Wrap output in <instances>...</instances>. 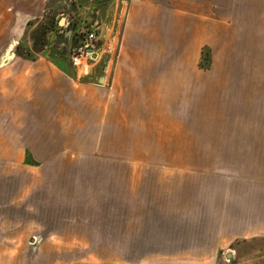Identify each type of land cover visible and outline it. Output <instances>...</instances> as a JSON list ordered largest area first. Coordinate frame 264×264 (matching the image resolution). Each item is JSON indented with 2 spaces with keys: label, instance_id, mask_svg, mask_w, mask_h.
I'll use <instances>...</instances> for the list:
<instances>
[{
  "label": "crops",
  "instance_id": "1",
  "mask_svg": "<svg viewBox=\"0 0 264 264\" xmlns=\"http://www.w3.org/2000/svg\"><path fill=\"white\" fill-rule=\"evenodd\" d=\"M117 1L127 4V39L165 37L171 52H194L201 60L206 50L205 68L219 62L237 69L231 80L245 83V89L238 95L236 88L237 95H230L228 142L188 146L191 156L126 155V129L119 118L125 116L122 99L103 95L97 104L100 115L115 114L119 120L102 123L96 128L100 141L91 139L90 150L86 145L87 150L78 151L76 136L62 134L60 95H0V122L5 116L0 179L6 183L0 195L13 201L4 208L21 212L22 232L38 228L35 248L48 264L54 258L60 264L91 255L109 259L104 254L112 245L117 259L136 264L213 263L238 238L264 237V0ZM56 10L50 0H0L1 35L12 33L22 18L27 21L25 35L43 19L44 24L56 23L53 30L77 23L70 15L61 24L62 14ZM116 15L112 10L109 17L114 20ZM112 30L105 42H113ZM18 44L33 55L28 60L46 47ZM31 44L35 46V39ZM145 46L148 52L163 50L157 43ZM110 61L104 55L101 63ZM50 62L60 68L64 59ZM99 145L110 150L91 154ZM206 163H228V172L206 171L200 166ZM33 212L38 222L30 226ZM27 253L21 251V258Z\"/></svg>",
  "mask_w": 264,
  "mask_h": 264
},
{
  "label": "rangeland",
  "instance_id": "2",
  "mask_svg": "<svg viewBox=\"0 0 264 264\" xmlns=\"http://www.w3.org/2000/svg\"><path fill=\"white\" fill-rule=\"evenodd\" d=\"M50 4L57 9V13L62 14V19L68 20V16L74 15L77 23L73 20L71 28L51 29V37L44 51L35 60L16 55L14 49L18 42L29 49L41 47L37 44L41 33L38 27L45 23L44 19L38 26L30 25L26 35L23 34L27 22L24 18L16 20L12 33H8V29V34L2 36L0 32V95H60L62 134L72 138L76 136L78 151L90 150L91 139L94 143L100 141L101 132H97L96 128H100L102 123H117L119 118L126 129V155H161L168 152L171 155L191 156L193 154L188 146L228 142L230 95H237L238 92L241 95L245 89V83L237 85L231 80L237 69L218 66L219 62L216 66L205 68L200 64L205 61L202 55L200 60L195 59L194 52L166 50L169 43L165 37L130 36L127 39L124 35L125 1L50 0ZM107 8L108 16L105 15ZM112 10L117 13L114 20L109 17ZM110 25L114 29L111 33L114 36L112 43L104 40ZM87 32L97 36L101 54L97 59L88 61L87 65L83 62L75 67L69 62L68 47L79 43ZM72 34L78 38L76 43L71 39ZM32 39H35V46L31 44ZM148 42L157 43L163 50L148 52L145 46ZM107 44L114 46L115 53L113 50L107 52ZM104 55L111 57L109 64L101 63ZM59 57L64 62L57 68L50 59ZM103 95H119L125 107V116H101V107L97 104ZM116 107L114 111H117ZM56 117L59 118V115ZM33 118L30 116L31 120ZM1 120V134L4 136L5 116ZM184 145L186 149L181 147ZM107 150L110 149L94 146L91 154L100 155ZM111 150L116 152L117 149ZM191 165L197 166L196 163ZM200 166H204L206 171L216 168L228 172L229 168L228 163ZM4 182V179H0V189L5 191ZM12 202L10 197L0 195V264H48L49 259H43V254L35 248L38 228L28 234L22 232L21 212L13 213L4 208ZM36 217L37 213L30 214V226L31 222H38ZM111 248L104 254L109 255V259H97L91 255L62 264H136L117 259L116 245ZM27 249L29 253L21 258L20 252ZM92 254L96 255L94 251ZM51 256L53 258V252ZM50 264H60V261L54 258ZM163 264L181 263L171 261ZM206 264H264V237L238 238L221 250L213 263Z\"/></svg>",
  "mask_w": 264,
  "mask_h": 264
},
{
  "label": "built area",
  "instance_id": "3",
  "mask_svg": "<svg viewBox=\"0 0 264 264\" xmlns=\"http://www.w3.org/2000/svg\"><path fill=\"white\" fill-rule=\"evenodd\" d=\"M98 38L92 32H87L77 44L69 46L68 58L70 63L77 67L84 62L87 65L88 61H93L101 54V45H98ZM107 52L113 50L114 46L111 44L106 45ZM35 241V240H34Z\"/></svg>",
  "mask_w": 264,
  "mask_h": 264
},
{
  "label": "trees",
  "instance_id": "4",
  "mask_svg": "<svg viewBox=\"0 0 264 264\" xmlns=\"http://www.w3.org/2000/svg\"><path fill=\"white\" fill-rule=\"evenodd\" d=\"M28 24H30V22ZM55 25H56V23L52 20L51 24H43V25L39 26L38 29L41 30L39 43H40L41 46L46 45L48 43L47 34H48L50 29L54 28ZM72 25H73V23L69 22V28L72 27ZM71 39L75 43L78 40V38L75 37V35H73V34L71 35ZM15 52H16L17 55H19V56H21L23 58H27V59H32L33 58V55H31V53L28 52V51H24V49H22L20 44L17 45V47L15 49ZM202 59L205 60V61L202 62L201 65L202 66L208 65V53L206 52V50L205 51L203 50Z\"/></svg>",
  "mask_w": 264,
  "mask_h": 264
},
{
  "label": "water",
  "instance_id": "5",
  "mask_svg": "<svg viewBox=\"0 0 264 264\" xmlns=\"http://www.w3.org/2000/svg\"><path fill=\"white\" fill-rule=\"evenodd\" d=\"M60 22H64L63 19H61ZM227 256H230V253H227Z\"/></svg>",
  "mask_w": 264,
  "mask_h": 264
}]
</instances>
